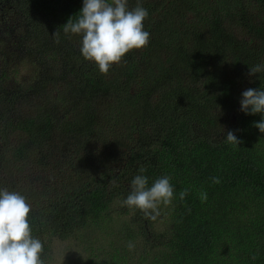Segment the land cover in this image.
<instances>
[{"label":"trees","instance_id":"1","mask_svg":"<svg viewBox=\"0 0 264 264\" xmlns=\"http://www.w3.org/2000/svg\"><path fill=\"white\" fill-rule=\"evenodd\" d=\"M139 3L149 44L102 74L63 31L83 0H0V43L33 58L19 79L0 46V189L31 204L43 264L71 239L86 264H264V114L240 106L264 90V0ZM136 175L170 177L155 220L123 204Z\"/></svg>","mask_w":264,"mask_h":264},{"label":"clouds","instance_id":"2","mask_svg":"<svg viewBox=\"0 0 264 264\" xmlns=\"http://www.w3.org/2000/svg\"><path fill=\"white\" fill-rule=\"evenodd\" d=\"M149 13L138 0L137 6L128 7V0H83L80 16L74 22L71 18L63 25L65 33L82 36L81 54L95 62L102 74H107L111 66L119 63L132 49H141L150 42V33L144 30V21ZM56 31L53 36H58ZM264 72V65L250 68L249 75ZM241 111L246 114H264V90L249 88L242 92ZM264 133V119L254 125ZM229 143L238 145L240 141L232 131L226 136ZM141 172L145 170L140 169ZM213 183H220L218 177ZM188 190L179 193L183 200ZM174 198V188L170 177L157 178L148 186V178L136 175L131 181V191L123 200L128 207L144 212L145 217L155 220L160 216L159 205H169ZM202 201H207V193L201 192ZM31 204L16 191L0 189V264H43L42 242L31 235L29 213ZM129 249L134 248L130 242ZM253 260L256 256L253 255Z\"/></svg>","mask_w":264,"mask_h":264},{"label":"rangeland","instance_id":"3","mask_svg":"<svg viewBox=\"0 0 264 264\" xmlns=\"http://www.w3.org/2000/svg\"><path fill=\"white\" fill-rule=\"evenodd\" d=\"M7 46H0L2 50L5 47L10 48V70L11 71H18L19 74L17 78L24 79L28 76L27 73L23 72L31 65L33 58L27 55H21L17 52L14 44L12 45V41L4 42ZM9 73V72H8ZM30 77V76H29ZM27 78V80L29 79ZM26 80V81H27ZM28 83V82H26ZM8 86H13V81L8 83ZM157 228L162 229L161 225H157ZM76 240H67V241H54L51 245V259L50 264H77L79 260H82L80 264H86L89 260H91L92 253L91 252H82L80 256H78V251L80 250L77 248L78 244Z\"/></svg>","mask_w":264,"mask_h":264}]
</instances>
